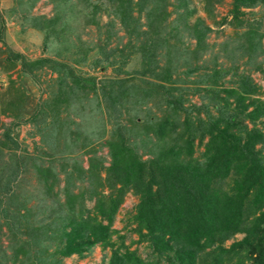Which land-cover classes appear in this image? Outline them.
Segmentation results:
<instances>
[{
	"label": "trees",
	"instance_id": "obj_1",
	"mask_svg": "<svg viewBox=\"0 0 264 264\" xmlns=\"http://www.w3.org/2000/svg\"><path fill=\"white\" fill-rule=\"evenodd\" d=\"M56 1L58 10L54 20L32 18L30 27L37 30L41 25L46 26V37L57 42L59 40L57 55L60 56L63 52L76 48L66 39V35L74 32L75 28L72 24L67 26L63 23V13L71 10L72 20L82 17L90 24L94 23L99 7L92 5L89 0ZM167 1L139 0L136 3L139 11L146 9L145 3L152 4L144 23L147 30L140 33L147 38L138 47L133 45L126 54L123 49H115L118 57L112 55V50L110 55L104 54V59L98 58L94 61L95 68L101 67V62L110 57V66L117 64L118 68L114 67L113 71L117 79L103 81L100 86L108 115L111 116L119 110V107L123 106L122 101L131 103L127 109L128 121L133 119L131 133L136 127L135 134L144 136L143 139L147 142H139L144 143L145 147L148 146L147 153L150 158L143 160L137 153L138 144L134 141L130 147L122 129L116 130L114 140L106 142L110 149L111 164L105 169L104 179L99 175V163L91 162L87 170L79 171L87 177L89 185L94 187L93 193H97V189L102 187L111 192L108 197L103 196L101 190L97 193L94 214L89 212L85 215L81 206L79 212H75V204L83 202V193L68 194L65 204L58 205V217L53 221L58 220L60 227L53 231L51 236V239L57 242L56 254L64 257H83L85 252H89L97 244H101L102 248H113L111 237L117 232L111 229L114 215L123 201V196L127 191H131L139 198L134 218L138 225L136 232L141 240L150 243L154 252L158 253V259L162 256L167 259V264H264V163L260 158L264 148V134L253 128L248 129L247 125L243 124V119L253 123L264 116V100L253 98L259 87L245 80L237 89L224 90L225 95L220 96L218 82L228 73L213 68L211 73L203 72L198 82L200 85H207L205 97L209 98L218 116L215 117L208 110L205 118L188 115L187 110L191 109L182 108L183 93H179L182 89L172 87L171 84L175 82L172 75L179 65L186 67V71L182 73L186 76L199 69L192 67V60L197 58L200 50L207 47L205 40L211 29L201 19L190 23L189 18L193 15V10L188 9L177 18L176 24L168 25L170 13L167 12ZM108 2L115 16L119 17L124 26L130 28V33H135L137 26L132 28V24L139 18L131 17V0ZM232 3V20L238 19L240 9L264 7V0H232ZM180 4L185 6V3ZM209 4L211 0H206L208 10ZM88 5L91 12L85 14ZM60 20L62 24L57 28L56 22ZM240 24L239 22L238 25ZM109 25L112 28L113 24ZM181 32L187 33L195 40L194 51L182 46L178 38ZM244 34L247 35L244 48L250 52L249 62L260 54L264 55V47L261 45L263 35H258L254 28ZM86 48L83 43L77 47L81 58L76 62L86 59ZM99 49L102 51L103 47ZM160 49L164 53L161 56L165 58L163 66H159L157 59V51ZM230 53H233V50ZM136 55L139 56L140 62L139 67L133 70L137 77L133 78H136L137 82L125 86L130 77L124 78L123 75H126L127 71H124L123 67L128 59ZM18 57L23 60L22 56ZM26 63L23 66L29 67L30 72L46 66L54 72L69 74L66 64L50 59L43 58ZM256 68L261 69V65ZM70 75L74 74L70 72ZM64 79L65 77H62V82ZM72 80L78 88H84L81 81H89L97 98L94 78L81 79L73 76ZM181 81L188 83L186 78ZM176 91L178 94L175 98ZM61 93L65 98L68 97L66 92ZM231 99L234 100L232 102L235 106L232 110L235 111H230ZM247 100L249 102L246 104ZM150 102H156L154 105L162 115L152 116L144 110L146 117L144 120L139 119V109H142L140 106H146ZM204 106L206 108L209 105ZM249 108L252 109L248 111ZM183 111L187 115L180 121ZM240 115L243 119L239 118ZM118 117L115 120H118ZM131 133L128 138H134ZM205 136L208 140L204 144L202 159L193 157L194 141L199 138L201 145ZM257 143H262L263 146L256 149ZM50 171L47 169L46 175ZM228 179L229 184H225ZM118 184L120 186L117 188ZM64 208L66 215L62 216ZM19 218L24 228L23 233L28 235L30 240L37 241L50 230L48 225L43 229H33L28 224V212L20 214ZM237 234H243V238L226 247L225 243ZM121 248L113 249L109 264L160 262L141 259L135 251L124 247L122 252ZM206 249L210 251L205 252ZM44 251L37 248L36 253L40 255ZM17 252L23 251L19 249ZM49 264L57 263L54 261Z\"/></svg>",
	"mask_w": 264,
	"mask_h": 264
},
{
	"label": "rangeland",
	"instance_id": "obj_2",
	"mask_svg": "<svg viewBox=\"0 0 264 264\" xmlns=\"http://www.w3.org/2000/svg\"><path fill=\"white\" fill-rule=\"evenodd\" d=\"M138 1L131 0L129 6L131 17L139 18L132 24V28L137 26L135 33H130V28L124 26L119 17L115 16L108 0H89L92 5L99 7L94 23H86L82 17L72 20V11L64 12L63 23L67 26L72 24L75 28L74 32L66 35V39L76 48L58 56L59 40L57 42L46 37L47 27L41 25L37 30L30 27L32 18L54 20L58 10L56 0H0V264H49L54 261L57 264H109L113 249L118 247H123L122 252L124 247L135 251L141 259L151 262L160 260L159 264H167V259L164 256L158 259V253L154 252L150 243L141 240L136 232L138 225L134 218L139 198L131 191H127L123 196V201L114 215L111 229L117 232L111 237L113 248H102L101 244H97L89 252H85L83 257H64L56 254L57 242L51 239L52 232L60 227L58 220L53 221L58 217V205L65 204L68 194L83 193V202L75 204V212L78 213L81 206L85 215L89 212L94 214L97 193L100 190L103 196H109L111 190L106 187L93 193L94 187L89 185L87 177L79 171L87 170L91 162L99 163V175L104 179L105 169L111 164L110 149L106 142L114 140L118 128L122 129L130 147L135 142L138 144L137 153L143 160L150 158L147 153L148 146L145 147L144 144L147 142L143 139L144 136L135 134L136 127L131 133L133 119L128 121L127 114L131 103L122 101L123 106L111 116L108 115L100 86L103 81L117 79L113 72L114 67L118 68L117 64L110 66L111 57L103 60L101 67L95 68L94 64L96 59H104V54L110 55L112 50V55L118 57L115 49H123L126 54L133 45L138 47L147 38L140 33L147 30L144 23L152 4L145 3L146 9L139 11L136 5ZM167 2V12L170 13L168 25L176 24L177 18L188 9L193 10V15L189 18L190 23L201 19L211 29L205 40L207 47L200 50L197 58L192 60V67L199 69L186 76L182 74L186 67L179 65L172 75V80H175L171 84L172 87L182 89L179 90V93H183L182 108L191 109L187 110L188 115L205 118L208 110L215 117L218 116L209 98L205 97L207 85H200L198 82L203 72L211 73L213 68L228 73L218 82L220 96L225 95L224 90L237 89L245 80L259 87L253 98L264 100V55L260 54L249 62L250 52L244 48L247 36L244 33L251 28L256 29L258 35H263L261 45L264 47V7L240 9L238 19L232 20V0H211L209 10L206 8V0ZM180 3H185V6ZM89 8V5L85 8V14L91 12ZM110 23L113 24L112 28ZM61 24V20L57 21V28H60ZM178 38L183 47L194 51L195 40L187 33L181 32ZM80 43L89 49L86 48V59L76 62L81 58L77 53ZM100 47H103L102 51ZM232 50L233 53H230ZM162 54L163 50L157 51L159 66L165 63ZM18 55L22 56L23 60ZM43 58L66 64L69 74L54 72L46 66L30 72L29 67L23 66L26 62ZM139 62L137 55L127 60L123 67L127 74L123 76L130 78L125 86L137 82L136 78H133L137 77L133 70L139 67ZM257 65H261V69H257ZM70 72L74 75L71 76ZM73 76L81 79L94 78L97 98L89 81H81L84 88H78L72 80ZM62 77H65L63 82ZM184 78L188 83H182ZM61 91L66 92L68 97L65 98ZM177 94V91L174 92L175 98ZM233 102L230 111H235L232 110L235 106ZM248 102L249 100L245 103ZM154 104L156 102L140 106L142 109H139V119L144 120L146 117L144 110L152 116H161ZM204 105L209 106L205 108ZM164 108L165 106L162 107ZM186 115V112H181L180 121ZM117 116L118 120H115ZM239 118L243 119L241 115ZM243 124H246L248 129L253 128L264 134V116L253 123L243 119ZM130 133L134 138H128ZM142 140L145 141L144 145L139 142ZM207 140L208 137L205 136L201 145L199 138L194 141L193 157L202 159ZM262 146V143H257L255 148ZM260 158L264 163V148ZM47 169L51 170L48 175ZM229 182L228 179L225 184ZM119 186L118 184L117 188ZM24 212L30 214L28 224L33 229H43L48 225L50 230L46 236L37 241L30 240L28 235L25 236L19 218ZM61 215H66L65 208L62 209ZM242 238L243 234H237L225 245L228 247ZM37 248L45 250L44 253L38 255ZM19 249L25 253L17 252ZM208 251L210 250H205Z\"/></svg>",
	"mask_w": 264,
	"mask_h": 264
}]
</instances>
